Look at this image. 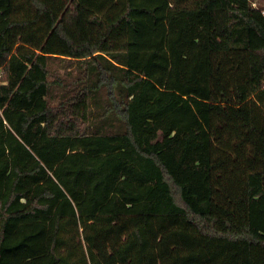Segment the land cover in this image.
<instances>
[{
    "label": "trees",
    "instance_id": "16d2710c",
    "mask_svg": "<svg viewBox=\"0 0 264 264\" xmlns=\"http://www.w3.org/2000/svg\"><path fill=\"white\" fill-rule=\"evenodd\" d=\"M0 264H264V5L0 0Z\"/></svg>",
    "mask_w": 264,
    "mask_h": 264
},
{
    "label": "rangeland",
    "instance_id": "374dc122",
    "mask_svg": "<svg viewBox=\"0 0 264 264\" xmlns=\"http://www.w3.org/2000/svg\"><path fill=\"white\" fill-rule=\"evenodd\" d=\"M254 5H264V0H252ZM254 211V225L258 230L264 231V195L259 199Z\"/></svg>",
    "mask_w": 264,
    "mask_h": 264
},
{
    "label": "built area",
    "instance_id": "2783aa9c",
    "mask_svg": "<svg viewBox=\"0 0 264 264\" xmlns=\"http://www.w3.org/2000/svg\"><path fill=\"white\" fill-rule=\"evenodd\" d=\"M4 73H5V69L3 65H0V84L6 83L5 81H3Z\"/></svg>",
    "mask_w": 264,
    "mask_h": 264
}]
</instances>
